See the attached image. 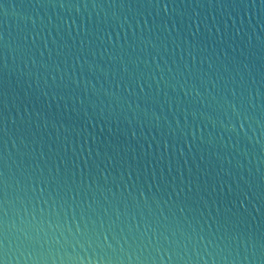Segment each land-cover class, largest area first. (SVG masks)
<instances>
[{"label":"water","instance_id":"95a60500","mask_svg":"<svg viewBox=\"0 0 264 264\" xmlns=\"http://www.w3.org/2000/svg\"><path fill=\"white\" fill-rule=\"evenodd\" d=\"M0 207L10 264L57 220L264 264V2L0 0Z\"/></svg>","mask_w":264,"mask_h":264},{"label":"clouds","instance_id":"9594fccd","mask_svg":"<svg viewBox=\"0 0 264 264\" xmlns=\"http://www.w3.org/2000/svg\"><path fill=\"white\" fill-rule=\"evenodd\" d=\"M92 223V230L89 231L88 224L85 223L83 229L79 225L76 226L75 232L71 228H68L67 223L63 225L60 224L59 220L53 224L48 222V228L52 231L51 235L45 233V238L42 244L40 241L33 240V237L28 231H25L24 228L17 229L18 232L23 236V241L21 245H17L16 250L20 252V256L24 258L25 264H133L135 261L136 264H140L141 256L137 255V250L140 249L141 244H136L133 242L130 244L128 239L124 237L123 230L119 237L112 230L110 225L107 229L108 232L112 233L114 237V244L110 245L103 242V234L105 233V227L103 222L100 223L97 228L96 221H90ZM39 224L40 231H43V224L45 221L41 220L36 221V218L33 217L31 221L21 220V224L36 226ZM115 223V222H113ZM4 239L8 241L7 245L4 246V264H10V258H8V253L12 248V242L8 240V225L7 221L4 224ZM15 227V225H13ZM64 228L68 230V236L64 235ZM60 233V238H57L56 232ZM130 231V230H129ZM155 231V230H153ZM148 236L147 230L142 234L141 243L143 239ZM17 239H20V236H17ZM123 240V244H121ZM167 237H165V241ZM74 242V245H78L80 251L77 250L76 246H73L72 252L68 253L65 248L66 244H71ZM33 243L40 244V248L36 249L32 247ZM57 245L58 247L54 250L52 244ZM148 243L151 245L152 241L149 240ZM135 244V247H133ZM156 252H160L163 248L165 254H168L169 248L163 247L159 241L153 245ZM131 249V251H129ZM63 251V255H61ZM83 252V256L81 255ZM175 253V250H172V258ZM147 259V258H145ZM162 261V258H161ZM155 264V261H153ZM171 260L169 261L170 264Z\"/></svg>","mask_w":264,"mask_h":264},{"label":"snow or ice","instance_id":"6c2138e0","mask_svg":"<svg viewBox=\"0 0 264 264\" xmlns=\"http://www.w3.org/2000/svg\"><path fill=\"white\" fill-rule=\"evenodd\" d=\"M262 2H264V0H262ZM245 199H247V198L245 197ZM0 212H3V217H0V226H2L5 223V221H6L4 218L7 217V212L4 211L2 207H0ZM0 237H2V238H0V253L3 254V257L0 258V264H4V259H5V254H4V246H5L4 231L0 232ZM111 240L114 241V237L113 236H111ZM103 242L105 244H108V245L111 244V242L109 241V235L108 234H105V233L103 234ZM168 259L171 260L172 257L169 256Z\"/></svg>","mask_w":264,"mask_h":264}]
</instances>
